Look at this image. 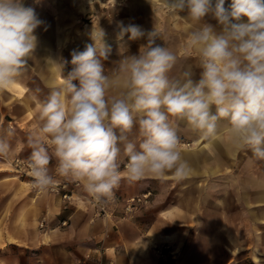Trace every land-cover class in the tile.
I'll return each instance as SVG.
<instances>
[{
    "label": "clouds",
    "instance_id": "9594fccd",
    "mask_svg": "<svg viewBox=\"0 0 264 264\" xmlns=\"http://www.w3.org/2000/svg\"><path fill=\"white\" fill-rule=\"evenodd\" d=\"M165 5L176 14L187 10L194 22L211 15L219 25L217 30L204 22L188 37V47L199 54V77L193 78L189 68L181 78H170L177 57L155 43L159 33L118 22V41L147 35V44L123 58L124 91L108 98L112 80L103 61L111 49L105 31L94 28L93 42L72 52L63 84L39 102L38 128L27 139L33 188L56 185L49 169L53 157L56 173L82 184L98 203L113 198L122 163L129 182L163 179L168 173L185 179L190 168L170 118L185 121L204 138H214L226 121L236 146L264 159V0H231L227 7L225 0H165ZM42 24L24 0H0V89L27 67ZM137 125L133 141L129 136ZM10 151L8 140L0 138V157L7 159Z\"/></svg>",
    "mask_w": 264,
    "mask_h": 264
},
{
    "label": "crops",
    "instance_id": "0c3cea01",
    "mask_svg": "<svg viewBox=\"0 0 264 264\" xmlns=\"http://www.w3.org/2000/svg\"><path fill=\"white\" fill-rule=\"evenodd\" d=\"M36 49L50 50L51 47L39 45ZM45 56V61L38 64L48 68L49 74L33 75L30 81L56 82L60 63L51 53ZM20 82L19 75L13 84L0 89V138L7 139L11 147L7 159L0 157V172L9 170L8 161L15 157L28 161L31 148L27 139L38 128L39 102L50 93L40 95L32 86ZM8 89L12 90V99L16 100L11 104ZM122 92L114 89L113 95L107 93V96L118 97ZM10 111L18 114L15 128L13 122L5 120ZM9 130H13L11 136H8ZM129 138L138 139L131 134ZM239 149L228 131L227 122H221L218 134L209 138L208 153L199 149L182 154L184 160L191 158L193 162L192 165L187 162L190 172L183 180L177 181L168 173L163 179L145 176L129 182L121 168L122 179L119 187L114 189L113 198L99 203L104 207V213L98 212V202L82 184L56 173L57 161L53 157L50 174L57 182L70 185L72 198L66 201L51 192L31 198L35 214L38 213L39 218L45 217V229L37 227L26 232L18 220L11 232L1 234L0 248H33L31 264H161L158 250L165 247L174 254L171 264H250V261L251 264H264V184L256 183L251 189L231 187L228 183L232 179L225 177L223 193L227 195L233 188L239 194L232 203L217 200V197L207 203L201 200L204 187L186 185L189 180L227 172L231 166L227 163L234 159ZM122 159L126 163V158ZM202 159H207L208 164L202 165ZM4 178L9 179L8 176ZM155 188L157 201L150 208L124 214L129 198ZM216 190L217 187L209 186V200ZM234 210L238 211L235 216ZM250 228L255 231L253 237L251 234L252 239ZM37 250L45 253V259L36 254Z\"/></svg>",
    "mask_w": 264,
    "mask_h": 264
},
{
    "label": "rangeland",
    "instance_id": "374dc122",
    "mask_svg": "<svg viewBox=\"0 0 264 264\" xmlns=\"http://www.w3.org/2000/svg\"><path fill=\"white\" fill-rule=\"evenodd\" d=\"M214 2L215 0H213ZM230 3L231 0H225V7ZM24 4L34 8L38 18L43 21V24L34 33L37 36V47L39 45L51 47L50 50L35 49L28 60L27 67L20 74V83L32 86L35 91L40 92V95L63 84V76H66L72 68L70 64L72 52L82 51L86 44L93 42L91 33L94 28L97 32H99V28L105 31L104 42L111 49L108 59L103 61L105 75L112 80V86L108 90L111 95H113L114 89L117 92L120 90L122 92L123 89L124 73L121 71L123 58L138 54L140 47L147 44V35L137 40H129L125 35L123 41H118L116 38L118 22H123L124 25H138L145 33L154 29L159 33V38L155 43L165 46L177 57L176 64L169 73L170 78H181L182 73L189 68L193 72V78H198L200 72L199 54L196 50L188 47V37L191 32L202 27L204 22L212 24L219 30L217 21L211 15L206 16L205 21L194 22L188 18L187 10L179 14L170 12L165 2L158 0H24ZM48 53L55 56L60 63L57 66L56 82L30 81L33 75L49 74L48 68L38 64L45 61V55ZM63 61L69 63L62 66ZM8 96L9 104L16 101L12 99L11 89H8ZM30 113L31 111H28V114ZM17 116V113L10 111L9 115L5 116V120L13 122L12 126L15 128ZM170 122L180 138L179 147L182 154H190V152L199 149H203L206 153L209 152V138H204L200 133L192 131L183 120L170 118ZM138 134L137 125L131 136L138 137ZM17 159L21 160L20 157H15L8 161L9 170L0 172V236L3 233L11 232L18 220L23 223L26 232L33 231L37 227L39 230L45 229V217L42 215L39 218L38 213L35 214L31 198L42 196L50 191L49 189L39 191L33 188V178L29 174L21 175L14 169L13 163ZM186 160L189 164H193L191 158H186ZM202 162V165H207L209 161L206 159ZM197 164L199 163L197 162ZM227 164L231 165L227 172H220L216 177H200L197 180H189L190 182L186 181V185L200 184L202 188L204 187L201 200H206L207 203L214 200V197H217V200L225 199L232 203L237 200L239 194L235 193L236 189L233 188L229 194L223 193L226 185L225 177L232 179L228 183L231 187L242 186L251 189L256 186V183L264 184V159L253 156L251 150L240 148L234 159ZM121 168H124V164ZM16 175L20 177L17 178ZM4 176H8L9 179H5ZM210 185L217 187V192L212 194V198L209 200L207 191ZM146 193H150L149 202L141 206L137 212L150 208L157 201L156 188ZM249 196L254 195L249 194ZM24 202L25 205H23ZM236 212L238 211L234 210V216ZM249 232L250 239H252L254 236L252 233L255 231L250 228ZM36 254H39L42 260L45 259V253L42 250H37ZM33 256V248L15 246L0 248V264H31Z\"/></svg>",
    "mask_w": 264,
    "mask_h": 264
},
{
    "label": "built area",
    "instance_id": "2783aa9c",
    "mask_svg": "<svg viewBox=\"0 0 264 264\" xmlns=\"http://www.w3.org/2000/svg\"><path fill=\"white\" fill-rule=\"evenodd\" d=\"M14 169L22 174H29V169L27 167V162L23 160L17 159L15 163H13ZM30 175V174H29ZM49 191L52 193L59 194L62 199L68 201L73 196V189L69 187L68 184L65 183H56V185L52 188H49ZM150 193H143L139 196L129 198L124 206V214H133L135 213L141 206L146 205L149 202ZM98 212L104 213V207L97 203ZM160 257L162 258L161 264H171V261H174V254L170 252L167 247L164 249L158 250Z\"/></svg>",
    "mask_w": 264,
    "mask_h": 264
}]
</instances>
